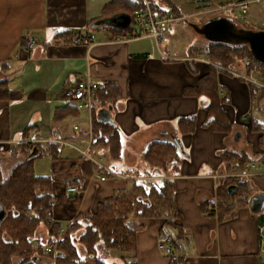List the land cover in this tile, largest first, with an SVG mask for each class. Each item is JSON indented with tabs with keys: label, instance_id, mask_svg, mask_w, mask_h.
Wrapping results in <instances>:
<instances>
[{
	"label": "crops",
	"instance_id": "obj_1",
	"mask_svg": "<svg viewBox=\"0 0 264 264\" xmlns=\"http://www.w3.org/2000/svg\"><path fill=\"white\" fill-rule=\"evenodd\" d=\"M226 1L240 12L233 7L240 0ZM110 2L115 6L106 10ZM122 5V0H0V88L7 90L0 98L1 178L8 179L27 152L30 158L37 147L41 149L42 154L32 160L33 169L37 175L55 178L51 187L57 201L52 213L60 226L69 225L78 214H93L106 197L129 189L133 182L171 180L176 222L185 236L174 255L179 264H264V209L254 214L248 206L254 195L264 194V133L250 127L254 116L264 125L252 113L255 102L261 111L263 100L253 96L251 85L197 52L201 47L193 41L184 52L173 39L165 38L166 51L157 53L148 45L151 37L120 40L113 30L92 26L100 18L126 12ZM262 7L257 2L251 5L252 21L264 12ZM85 35L91 45L72 42ZM31 36L39 41L28 48L25 43ZM210 72L218 82L232 131L208 125L209 97L189 90ZM85 77L101 86L111 82L117 91L116 97L110 96L114 107L109 113L119 129V154L113 157L110 149L92 146L94 157L109 169L105 180L96 177L92 160L65 145V141L79 143L88 128L93 129V110L75 108L64 95ZM187 116L194 120L181 123ZM236 132L241 133L238 141ZM160 139L179 145L176 159L160 157L166 165L151 164L143 157L149 143ZM224 149L243 151V168L234 162L227 167L220 154ZM249 163H254L252 175L244 177ZM223 178L245 180L247 201L232 203L233 209L227 211L216 206ZM72 182L80 188L77 195L68 191ZM163 220L138 221L143 226L135 235L136 264H170L171 258L158 248ZM37 227V240L47 243V227L44 223ZM47 258L43 253L39 263L47 264ZM114 261L110 264H126ZM96 263L88 257L77 264Z\"/></svg>",
	"mask_w": 264,
	"mask_h": 264
},
{
	"label": "trees",
	"instance_id": "obj_2",
	"mask_svg": "<svg viewBox=\"0 0 264 264\" xmlns=\"http://www.w3.org/2000/svg\"><path fill=\"white\" fill-rule=\"evenodd\" d=\"M124 11L133 14L136 10L144 7V2L141 0H122ZM208 0L201 1L203 5H209ZM242 1V0H240ZM239 1V2H240ZM115 5L110 2L106 5V10L113 8ZM154 11L167 14L166 10L160 8L152 2ZM170 15V14H169ZM179 16V15H178ZM172 17V16H171ZM115 33L120 34L124 28H111ZM259 30V29H258ZM261 30V29H260ZM259 30V31H260ZM210 48L207 49L205 55L214 63L228 67L239 65L245 58H254V55L249 49V45L245 43L228 44L221 42H211ZM264 64V62H262ZM233 65V66H234ZM214 73H208L202 76L200 84L197 87L189 89L197 94L202 93L209 97L208 110V125L213 124L214 128L224 131H232L233 123L230 122L223 111L220 93L218 91V82ZM112 83H106L101 86L99 84L97 96L93 105L94 118L93 120V147L108 148L112 151L113 157H117L120 135L116 125L100 122L97 120L99 110L106 105L111 107L113 102H109L110 96L116 97L117 91H113ZM253 96L258 95L259 100L264 99V88L262 90L255 84H251ZM7 90L0 88V98L6 95ZM227 97L224 96V100ZM76 108V107H75ZM192 122L193 116L181 118ZM180 123V124H181ZM251 129L264 133V125L255 117L250 120ZM184 130V129H183ZM190 131L193 129L190 128ZM188 130V131H189ZM187 131V130H186ZM178 144L172 140L160 139L149 143L148 148L144 153V159L151 163H163L161 158H169L172 160L178 157ZM162 148V150H161ZM36 155H40L41 149L38 147ZM55 149V147H54ZM43 150H49L44 148ZM57 150V148H56ZM174 150V151H173ZM50 151V150H49ZM93 152V148H92ZM27 152V157L17 164L9 175L8 179H2L0 176V205L5 209V213L0 215V264H40L39 260L43 256L45 246L49 243H41L36 238L37 226L41 223L45 225L47 213L52 210L56 203L57 196L53 193L51 187L55 178L46 175H37L33 169V162L36 156H31ZM56 154V152H54ZM42 154V153H41ZM119 154V153H118ZM227 167L234 162L238 167H242L246 161V155L243 151H235L224 149L220 153ZM157 164L161 165L166 164ZM225 166V167H226ZM243 168V167H242ZM222 184L218 194L216 206L223 207L225 210L233 209L230 204H241L243 200L248 199L243 193L242 185L246 183L241 180L239 183L233 182L227 178L221 179ZM132 186L124 191H117L110 197L101 202L91 215L78 214L75 218V223L70 225L66 234L59 241L58 254L52 258H47V264H77L83 260L78 258V252L74 242L70 239L71 232L75 230L80 219H85L90 222L86 230L80 235L79 240L86 247H91L99 241H104L107 248L132 252L136 255V233L128 222V219L134 217L146 218H164L163 225L160 228V237L165 233H171L174 236L176 249L179 248L181 240L184 236L182 226L176 222L177 210L175 209L174 185L171 180L148 181L143 183H131ZM73 185V182L70 184ZM223 186V187H222ZM236 186V191L229 193V188ZM70 187V186H69ZM231 207H230V206ZM49 224V223H48ZM46 225L51 237L56 235L59 226L56 224ZM264 228V227H263ZM262 238V251L264 249V236ZM51 243L53 241H50ZM50 244V243H49ZM179 257H171L170 264H179ZM96 264H105L104 260L96 258ZM134 262V261H133ZM46 264V263H44ZM133 264H136L134 262Z\"/></svg>",
	"mask_w": 264,
	"mask_h": 264
},
{
	"label": "built area",
	"instance_id": "obj_3",
	"mask_svg": "<svg viewBox=\"0 0 264 264\" xmlns=\"http://www.w3.org/2000/svg\"><path fill=\"white\" fill-rule=\"evenodd\" d=\"M144 2V7L142 9L136 10L132 16V22L127 27L130 29L123 31L119 34L118 39L120 40H130L137 39L142 37H151L155 39L157 43L160 42L161 38L169 31L168 24L174 18L157 12L153 10L152 4L148 0H142ZM257 2L260 3L264 8V0H242L237 3L236 7L241 12L242 18L245 20L247 16L250 15L251 5ZM261 30H264V20H262ZM39 38L37 36H31L25 43L28 48H33L35 43H38ZM73 43H82L86 45H91V38L87 35L78 36L72 41ZM219 68L225 70L231 75H236L238 78L244 80L248 85L255 84L258 88H264V64L261 61H258L254 58H245L241 61L239 65H234L231 67L219 66ZM260 73L262 74V79H257L253 74ZM256 78V79H255ZM260 80V81H259ZM99 83L96 81H91V78L85 77L76 81V83L65 90V96L67 99L72 101L76 108L78 109H90L93 110V105L95 98L97 96L96 92L98 91ZM246 117V116H245ZM79 125H75V128L78 129ZM93 129L92 127L88 128V132L81 137L79 143L74 141H65V145L76 149L81 157L88 158L92 160L96 165V177L100 180H105L106 173L109 171L108 167L101 162V159L97 158L92 154V145H93ZM246 168L242 173V176L248 177L252 175V168H254V163H249L245 165ZM68 191L77 195L80 192V188L74 185L68 186ZM48 222L53 224L55 218L51 212H48ZM174 243V236L171 233H165L160 237L158 242V248L166 257H172L175 255L176 248ZM56 244L53 241L50 244H47L44 248L46 255L56 254ZM262 261L264 262V251L262 254Z\"/></svg>",
	"mask_w": 264,
	"mask_h": 264
},
{
	"label": "rangeland",
	"instance_id": "obj_4",
	"mask_svg": "<svg viewBox=\"0 0 264 264\" xmlns=\"http://www.w3.org/2000/svg\"><path fill=\"white\" fill-rule=\"evenodd\" d=\"M148 1H150L151 4L152 2H154L160 8H162L163 10H166L168 15L170 14L169 16H172L174 18L168 24L169 31L165 34V36L161 38L159 43H157L155 39L149 38L150 41H148V45L152 46V48L157 53H161V51H166L165 43H164L165 38L173 39V42L177 46L180 47L181 51H184V52H187L186 50L188 49L190 50L191 48L190 44L192 41H193V44H197L201 47L200 49L196 50L197 52H200L202 54H204L205 52H208L207 49L210 48L209 46L211 42L207 40L205 37H203L204 36L203 34L198 33L196 29L194 28V26H192V24L202 26V23L206 21H210L219 16H227L228 14L230 17L232 16V18L234 17L233 19L235 20L236 23H238L240 27L246 30L249 29L250 31H254L258 29L260 30V27L262 25L261 20L264 19V12H260L259 13L260 16L255 17L254 21H252L253 19H252V16L250 17L251 15V12H250V15L247 16V18L244 20L241 16V12L237 10H232L230 6H227L228 4L226 3L228 2L226 0H208L207 3L209 5L207 6L202 4L201 1H204V0H148ZM233 7H236V6L234 5ZM103 28H108V30L110 31L112 30L110 26H103ZM217 65L218 67L222 66L219 64ZM231 66H228V67H231ZM253 75L257 79H262V74L260 73H254ZM260 89L262 90V88ZM252 107H253L252 113L254 115H257L264 122V99H263V103L260 105L261 111H259V108L257 107L256 102L254 106ZM233 145L236 149H238L237 148L238 145L235 142ZM50 212L52 213L53 209L50 210ZM145 218L146 217L136 218L132 216L128 219L127 223H129V225L136 231L137 229L143 226L142 223L138 221L140 219H145ZM46 220L48 222V214L46 216ZM74 220L69 225H65V226H60L59 225L60 223H57L55 221L52 225L56 224L57 226H59V228L57 229L56 235L52 237H51V234L49 233L48 227L46 226L49 223L48 222L45 225L47 227L46 241H48L49 243H51L50 241H54L56 244V249L58 250L59 241L66 234L70 225L75 223ZM88 224H90V222L86 221L85 219H80L79 223L77 224L79 226L71 232V236H70L71 237L70 239L74 242L76 246V249H77L76 251L78 252L77 253L78 258L80 260H84L88 257H93L95 259L97 258V259L104 260L105 264H110V262L114 260H116L114 262H118L121 259L125 261L126 264L134 263L133 262L135 261L134 253L127 252V251H119L115 249L111 250V248H107L108 246L104 241H99L98 243H96L95 245H92L91 247H86L84 244H82L78 237H80V235L86 230ZM48 256L53 259L54 254H48ZM106 259L107 260L110 259V260L106 261Z\"/></svg>",
	"mask_w": 264,
	"mask_h": 264
},
{
	"label": "water",
	"instance_id": "obj_5",
	"mask_svg": "<svg viewBox=\"0 0 264 264\" xmlns=\"http://www.w3.org/2000/svg\"><path fill=\"white\" fill-rule=\"evenodd\" d=\"M132 22V16L128 12H117L111 16L103 17L96 20L92 26H110L112 28L124 29L127 28ZM198 33L203 34L210 42H221L228 44H248L254 57L261 62H264V30L244 29L235 22L230 16H219L210 21L202 23V26L192 24ZM109 110H113L111 106L109 109L102 108L99 110L97 120L104 123L115 125ZM241 133L236 132L235 140L240 139ZM32 156H36V153ZM229 193L236 191V186L229 188ZM250 210L254 213H260L264 209V194L254 195L248 204ZM5 213V209L0 205V215ZM264 236V229L262 230Z\"/></svg>",
	"mask_w": 264,
	"mask_h": 264
}]
</instances>
